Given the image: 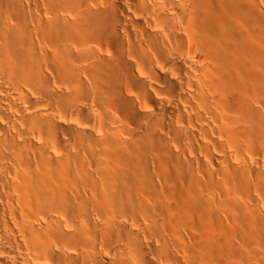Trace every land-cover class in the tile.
<instances>
[{
  "label": "bare ground",
  "instance_id": "bare-ground-1",
  "mask_svg": "<svg viewBox=\"0 0 264 264\" xmlns=\"http://www.w3.org/2000/svg\"><path fill=\"white\" fill-rule=\"evenodd\" d=\"M0 264H264V0H0Z\"/></svg>",
  "mask_w": 264,
  "mask_h": 264
}]
</instances>
